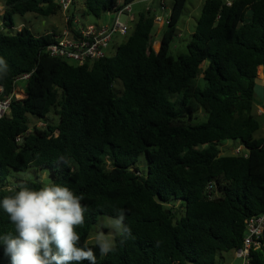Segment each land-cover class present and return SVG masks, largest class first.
Returning a JSON list of instances; mask_svg holds the SVG:
<instances>
[{
  "label": "trees",
  "instance_id": "1",
  "mask_svg": "<svg viewBox=\"0 0 264 264\" xmlns=\"http://www.w3.org/2000/svg\"><path fill=\"white\" fill-rule=\"evenodd\" d=\"M136 1L84 0L83 16L100 19ZM172 1L158 51L156 17L147 11L113 56L84 66L47 54L56 32L12 30L13 15L61 12L56 0L5 3L0 86L10 95L17 77L32 75L0 119V198L15 188L11 170L48 169L51 181L83 197L88 211L77 231L96 264H215L217 254L242 248L246 221L264 212V140L255 137L261 124L254 114L264 0L230 7L205 0L178 57L171 48L187 0ZM52 112L58 123L30 129L29 116L48 122ZM226 141H239L240 154H223ZM143 154L147 175L136 166ZM121 209L131 236L123 243L117 236L115 251L102 256L87 244L91 231L99 216L113 219ZM8 231L0 208V234ZM260 241L248 264H264V234ZM0 264H9L2 246Z\"/></svg>",
  "mask_w": 264,
  "mask_h": 264
},
{
  "label": "clouds",
  "instance_id": "2",
  "mask_svg": "<svg viewBox=\"0 0 264 264\" xmlns=\"http://www.w3.org/2000/svg\"><path fill=\"white\" fill-rule=\"evenodd\" d=\"M38 182V188L18 183L10 195L0 198V208L13 226V231L0 234L3 256L9 264H96L93 248L81 245L77 231L88 211L83 197L51 181L47 170L40 173ZM124 219L121 209L111 219L109 234L97 230L94 240L102 256L115 251L116 236L121 243L131 236Z\"/></svg>",
  "mask_w": 264,
  "mask_h": 264
},
{
  "label": "rangeland",
  "instance_id": "3",
  "mask_svg": "<svg viewBox=\"0 0 264 264\" xmlns=\"http://www.w3.org/2000/svg\"><path fill=\"white\" fill-rule=\"evenodd\" d=\"M58 2V0H56ZM205 0H187L183 15L179 21L178 25V33L174 39L173 46L171 48V54L174 57H178L181 54L187 53V44L191 40L193 33L195 32L196 23L201 15V8L202 4ZM6 0H0V30H3V16L6 11ZM172 0H165V6H166V15H171L172 12ZM147 8L150 9L151 14H154L156 17L162 15V7L160 5V0H138L134 4L131 5V15H133V20H129L126 15H123L120 17V20L124 23H127L130 30L135 25V21L138 19L141 13H147ZM83 9H84V0H76L75 5V17L76 20H78L80 26L84 25H95V26H101L106 23H109L110 21L115 19V14L110 13L103 15L100 19H97L92 16H83ZM170 17V16H169ZM12 20L14 23V28L12 29L14 33L21 30L23 26L30 29L35 35H43V34H50L53 32L61 33L66 28V22L64 20V15L61 12H58L55 15H51L48 17L35 15V14H27L26 16L22 17L19 15H13ZM167 18H163L162 22L163 25ZM163 27L160 29L159 23H156L155 28L153 30V39H152V46L155 51H158V45H156V42H160L162 38L163 33ZM159 32V33H158ZM156 34H158L156 38ZM126 37L122 36H116L114 43L112 44V47L110 48L108 55L113 56L116 52V49L121 44L125 43L127 40ZM256 88V94L260 96V84L259 81L257 83ZM19 89H17V93L19 95L22 94L21 90L23 91L24 95L28 87V81L20 82L18 84ZM23 95V94H22ZM23 95V97H24ZM23 97L19 98L22 99ZM49 121H38L34 117L29 116V127L32 130L34 127L38 128L39 130H45L46 125L48 123H58V117L54 115L52 112L48 115L47 120ZM201 120H205L204 117L201 118ZM263 134L261 131H258L255 134L256 138L261 137ZM235 147H241V143L239 141H226L224 142V145L221 146L223 154H236L234 148ZM137 168L140 170V172L144 175H147L148 173V163L145 154L141 155L139 158V161L137 163ZM44 170L48 169H37V168H30L26 172L21 171H10V175L8 177V183L12 185H16L18 183H25L27 181H34L39 183V175ZM49 179L50 178V172H49ZM12 185H9L12 187ZM110 217L107 216H99L97 223L93 227L91 234L89 236V239L87 241V244L95 245L94 236L97 232V230H102L105 234H109L112 229L110 228L111 224ZM117 237V236H116ZM115 237V238H116ZM114 238V239H115ZM215 264H243L242 259H238L236 257L235 250L232 251H226L221 252L216 255L215 258Z\"/></svg>",
  "mask_w": 264,
  "mask_h": 264
},
{
  "label": "built area",
  "instance_id": "4",
  "mask_svg": "<svg viewBox=\"0 0 264 264\" xmlns=\"http://www.w3.org/2000/svg\"><path fill=\"white\" fill-rule=\"evenodd\" d=\"M234 0H224L225 5L232 6ZM74 0H58L60 11L64 15L66 28L61 33H56L54 40L47 47V54L56 59L67 61L78 66L92 64L96 61L108 57V52L114 43L116 36L126 37L130 28L127 23L120 20V17L131 15V5L120 6L115 12V19L106 25H79L76 17L72 16V6ZM161 7L165 8L164 0H161ZM150 11V9H147ZM131 20V19H129ZM158 22L161 18H156ZM71 25H69V22ZM168 23V19L165 24ZM31 73L23 74L14 81L13 93L5 95L4 88L0 86V119L5 117L10 109L14 99L19 100L23 97L17 93L20 82H26L30 79ZM19 140V139H18ZM240 154V149L235 150ZM213 186L210 184L207 188L209 197L213 198ZM264 234V212L258 216L252 217L246 221V231L242 248L235 250L236 257L243 260V264H248L251 250H257L261 247V238Z\"/></svg>",
  "mask_w": 264,
  "mask_h": 264
},
{
  "label": "crops",
  "instance_id": "5",
  "mask_svg": "<svg viewBox=\"0 0 264 264\" xmlns=\"http://www.w3.org/2000/svg\"><path fill=\"white\" fill-rule=\"evenodd\" d=\"M164 3H165V0H164ZM160 5H161V0H160ZM148 9V8H147ZM166 6L165 8L163 9L162 8V15L160 16H155L156 18H161V21L158 22L156 20V23H159V26H160V29H162L163 27V30L165 28V23L163 25V22H162V19L165 17V18H169L170 15H166ZM147 11V10H146ZM133 15H130L129 19H131V21L133 20ZM108 24V23H106ZM104 24V25H106ZM159 33V32H158ZM158 34H156V38H157ZM156 45H158V49L160 48V42H156ZM259 81V84H260V96L256 94V88L258 85H256V88H255V108H254V114L256 115V117L259 119L260 121V124H261V127H260V130L262 132V136L257 138V139H262L264 140V66H261L259 69H258V80H257V83Z\"/></svg>",
  "mask_w": 264,
  "mask_h": 264
}]
</instances>
